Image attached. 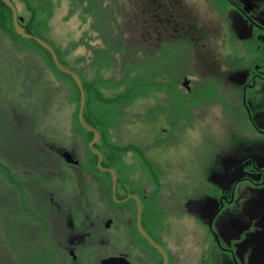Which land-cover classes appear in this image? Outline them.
<instances>
[{"label":"rangeland","instance_id":"374dc122","mask_svg":"<svg viewBox=\"0 0 264 264\" xmlns=\"http://www.w3.org/2000/svg\"><path fill=\"white\" fill-rule=\"evenodd\" d=\"M13 2L22 26L82 76L87 118L103 135V166L148 194L145 223L170 247L172 264H194L201 255L204 264H220V249L190 208L215 195L220 162L251 144L242 85L228 79L234 58L243 56L240 68L253 54L231 28L233 6ZM33 42L16 32L12 16L11 23L0 19V264H101L118 251L137 264L138 240L146 241L137 205L114 202L112 175L98 168L94 134L79 120L78 85ZM257 98L264 103V93ZM239 107L238 122L223 112ZM166 212L175 214L167 224ZM73 232L83 237L71 242Z\"/></svg>","mask_w":264,"mask_h":264},{"label":"flooded vegetation","instance_id":"af4514ba","mask_svg":"<svg viewBox=\"0 0 264 264\" xmlns=\"http://www.w3.org/2000/svg\"><path fill=\"white\" fill-rule=\"evenodd\" d=\"M222 1L224 0H220V2ZM227 1L231 7L233 6L232 9L234 8L231 16L233 32L245 41L253 52L251 57H245L247 65L240 68L237 64L241 62L243 56L234 58L235 61L232 62L233 65L230 67L233 71L228 78L242 85V106L248 116L245 121L247 125L245 126H248L246 131L249 130L251 144L242 155H231L228 156L227 160L220 162V169L212 175V179L217 184L215 195H206L199 206L195 207V211H193V208L190 209L198 214L199 219L196 220L207 227L209 234L213 237L214 245L220 249V264L221 262L222 264H257L259 263L258 260L264 256V253L259 255V251L264 246V103L257 101L258 95L264 93V0ZM221 36L222 33L220 32ZM220 69H222V66H220ZM239 74L245 76L244 82L235 79V76ZM224 77L226 75L222 70L220 80ZM221 82L223 83V81ZM239 110L240 107L239 109L232 108V115L226 111L223 112L238 122ZM102 154L105 157L104 153ZM111 189L112 198L116 204L134 205L136 203L137 221L139 207L137 198L140 200L142 204V223L145 230L166 250L169 258L168 264H172V261L175 262L170 247L145 223V208L147 207L145 200L148 194L133 192L129 185L123 182H118L116 189L112 185ZM151 195L152 198L155 197L154 193ZM152 213L153 218L154 210ZM174 215V213L166 212L167 221L164 219L163 221L167 224L168 219ZM137 230L139 231L138 227ZM139 233L146 241L138 240L141 249L138 250L137 264H164L162 253L152 246L140 231ZM88 235L93 236L92 233H88ZM71 237L70 241L75 242L83 236L73 232ZM144 244H148L153 250L151 257L148 254L145 255L143 249L146 246ZM137 248L139 247L137 246ZM113 254L101 256V264L103 259L112 256H126L132 264L128 252L118 251ZM179 255L178 258L181 260V254ZM152 256L159 258L153 261ZM185 256L183 255L182 260H185ZM204 259L205 255H201L194 264H204ZM74 260H76V257H74ZM76 264L78 263L76 262ZM210 264L216 263L211 261Z\"/></svg>","mask_w":264,"mask_h":264},{"label":"water","instance_id":"95a60500","mask_svg":"<svg viewBox=\"0 0 264 264\" xmlns=\"http://www.w3.org/2000/svg\"><path fill=\"white\" fill-rule=\"evenodd\" d=\"M0 1L4 2L11 9L12 18H13L14 27H15L16 32L19 35H21L22 37L35 40L37 43H39L41 46H43L45 49H47L50 52L54 62L57 64V66L62 71H64L65 73L71 75L73 77V79L75 80L76 84L79 87L80 97H81L80 108H79V120H80L81 124L87 130L94 133V140L90 143V148L93 151V153H95L98 156V159H99L98 160V168L104 172L111 173L112 178H113L114 189H116V186L118 184V175H117L116 170L113 168H107V167L103 166V159H104L103 154L100 150H98L94 147V145L98 141H100L102 134H101L100 130H98L93 125H91L88 122V120L86 119L85 110H86V105H87V90H86L82 76L80 75V73H78L76 70L72 69L69 65H67L66 63H64L60 59V56H59L56 48L54 47V45L51 42H49L48 40L44 39L43 37L33 33L29 29L24 28L22 26L21 21H20L22 18L19 17L18 9H17L15 3L13 2V0H0ZM65 156L70 161L73 160L70 153L65 152ZM137 201H138V205H139L137 227H138L139 231L147 238V240L150 242V244L152 246H154L155 248H157L162 253L163 259H164V264H168L169 258H168V254H167L166 250L162 247V245H160L158 242H156L148 234V232L145 230V228L143 226V223H142V204L138 198H137ZM263 253H264V246L261 249V251H259V255H262ZM258 262L259 263H257V264L264 263V256L262 257V259H259ZM102 264H130V261L126 256H112V257H108V258L103 259Z\"/></svg>","mask_w":264,"mask_h":264},{"label":"trees","instance_id":"16d2710c","mask_svg":"<svg viewBox=\"0 0 264 264\" xmlns=\"http://www.w3.org/2000/svg\"><path fill=\"white\" fill-rule=\"evenodd\" d=\"M11 16H12V13H11V10H10V8L6 5V4H4L3 2H1L0 1V19H6V18H8V20H10V23H11ZM12 20H13V18H12ZM29 40H31L32 42L33 41H35V40H33V39H29ZM36 42V41H35ZM34 43V42H33ZM41 46V45H40ZM41 47H43V46H41ZM44 48V47H43ZM45 49V48H44ZM87 90V89H86ZM85 111H87V105H86V110ZM85 115H86V112H85ZM86 119L88 120V122L91 124V125H93L94 126V124L87 118V115H86ZM95 127V126H94Z\"/></svg>","mask_w":264,"mask_h":264},{"label":"bare ground","instance_id":"6f19581e","mask_svg":"<svg viewBox=\"0 0 264 264\" xmlns=\"http://www.w3.org/2000/svg\"><path fill=\"white\" fill-rule=\"evenodd\" d=\"M244 75H242V74H239V75H236L235 76V79L237 80V81H239V82H244ZM232 84H234L236 87H238V85L237 84H235V83H232ZM98 143H99V141L94 145V147L96 148V149H98L97 148V146H98ZM99 150V149H98ZM102 152V151H101ZM193 210L195 211V208H193Z\"/></svg>","mask_w":264,"mask_h":264}]
</instances>
